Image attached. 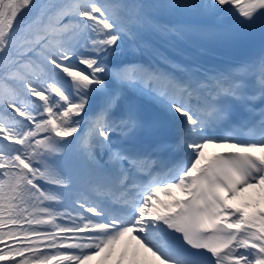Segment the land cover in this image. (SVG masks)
Here are the masks:
<instances>
[{"label":"snow or ice","instance_id":"1","mask_svg":"<svg viewBox=\"0 0 264 264\" xmlns=\"http://www.w3.org/2000/svg\"><path fill=\"white\" fill-rule=\"evenodd\" d=\"M150 37L259 50L205 67ZM257 152L264 0H0V264H107L126 237L132 264H264V207L232 203L264 192Z\"/></svg>","mask_w":264,"mask_h":264},{"label":"bare ground","instance_id":"2","mask_svg":"<svg viewBox=\"0 0 264 264\" xmlns=\"http://www.w3.org/2000/svg\"><path fill=\"white\" fill-rule=\"evenodd\" d=\"M148 42L156 47H159L162 51H165L166 54L170 55L171 58L177 59L178 62H186L182 57H193L192 53H189L187 51H185L183 55H180L176 50H174L172 47H170L167 43L163 42L159 38L150 37ZM212 151L213 149L206 150V156H208ZM161 199L165 198L161 196ZM134 253L136 254L137 259L143 260L145 257H148V259H152L150 256H148V254L144 253L143 250H139L137 252V245L135 244V242L131 241L130 238L126 237L116 246L115 252L107 261V264H113L115 261H118L120 264H132Z\"/></svg>","mask_w":264,"mask_h":264}]
</instances>
